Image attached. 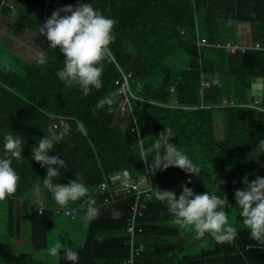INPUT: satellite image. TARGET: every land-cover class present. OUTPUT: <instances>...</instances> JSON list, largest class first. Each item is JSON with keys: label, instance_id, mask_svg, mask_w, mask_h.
I'll return each instance as SVG.
<instances>
[{"label": "trees", "instance_id": "obj_1", "mask_svg": "<svg viewBox=\"0 0 264 264\" xmlns=\"http://www.w3.org/2000/svg\"><path fill=\"white\" fill-rule=\"evenodd\" d=\"M54 1L0 0V26L8 23L12 33V27L20 33L24 30L48 45L39 28L58 9L51 5ZM55 2L62 8L76 5L78 0ZM90 2L116 21V39L109 45L110 59L103 62V87L93 88L88 95H82L78 87L65 86L58 78L57 70L64 60L59 46L55 50L47 46V63L40 65L36 63L38 53L29 52L35 56L26 60L5 45L0 35V154L4 133L20 136L24 146L22 157L12 163L19 175L17 190L0 201V216L5 222L0 239L19 235L20 222L27 219L30 250L42 249L56 217L85 218L84 200L63 206L73 209L72 216L54 212L62 206L42 185L46 168L32 159V148L52 129L53 117L62 116L67 125L53 130L65 129L64 138L49 152L66 161L56 182L83 177L97 208L109 204V189L101 184L106 182L115 189L124 171L133 178L148 172L153 186L175 190L177 196L187 184L197 193L215 192L231 203L225 205V211L238 234L232 241L219 243L208 234L195 238L193 229L178 224L166 205L151 193L146 210L136 220L143 226L135 238L140 249L135 252L138 264H199L201 260L202 264H264V243L250 237L235 202L236 190L244 187L243 176L248 175L249 180L264 176V153L255 151L258 140L264 139V0ZM245 26H249V35L242 42L236 34ZM201 38H205L202 44ZM227 40L243 44L250 40L249 45L259 42L262 49L231 52L214 44L224 45ZM122 72L130 74L129 105L119 112L122 95L115 80H122ZM249 77L262 78V99L255 105H249L246 96ZM112 94L116 95L111 111L108 106L95 108L99 99ZM166 126L175 133L171 142L198 167V174L186 173L178 166L157 170L154 175L148 171L150 161L140 159V148L151 146ZM221 172L227 173L224 189L218 186ZM130 202V197H118L112 203L122 210L118 218L102 219L99 212L91 221L85 218L83 243L65 247L79 252V264H124ZM166 230L168 235L179 237L184 232L179 248L186 250L187 260L183 254L180 258L178 250L164 258L162 250H154L146 241L149 238L143 241L154 231ZM196 247L203 251L198 262L191 254ZM211 250L221 254L205 253ZM58 264H70L63 251Z\"/></svg>", "mask_w": 264, "mask_h": 264}, {"label": "clouds", "instance_id": "obj_2", "mask_svg": "<svg viewBox=\"0 0 264 264\" xmlns=\"http://www.w3.org/2000/svg\"><path fill=\"white\" fill-rule=\"evenodd\" d=\"M63 13V15H61ZM116 21L95 9L88 0L76 5L68 4L54 10L50 17L41 24L39 33L46 36L48 49L64 54L63 67L57 70L58 78L67 87H78L82 95H88L92 89L103 87V62L110 59V43L116 39L114 25ZM36 63H47V54L41 51L36 56ZM116 94L103 97L95 105L97 110L111 111ZM65 129H49L32 148V159L46 168L42 179L43 187L52 194L54 201L60 206L69 202L84 200L86 204L85 218L89 221L98 215L96 201L83 180L77 176L67 183L56 182L62 175L61 169L66 168L65 159L59 155H49L50 150L64 138ZM175 136L173 130L166 128L156 135V139L146 150L140 148V159L149 162L148 171L153 175L166 170L169 166H178L186 173L198 174V167L190 158L171 142ZM24 146L22 139L11 132L3 134V152L0 154V201L14 194L17 190L19 175L12 166L13 160L22 157ZM255 151L264 153V139L257 142ZM149 157H151L149 159ZM244 187L235 192V202L239 209L242 223L249 229L250 237L264 243V176L257 175L249 180L248 175L242 177ZM177 196L175 190L160 189L150 186L148 191L154 198L164 203L168 212L176 222L183 226H191L195 238L206 234L217 242L232 241L238 234L235 225L229 223L225 205L231 206L228 200L221 198L215 192L197 193L192 187L184 184ZM63 251V258L70 264H79V252L71 247L61 249L57 242L49 249V254L57 256Z\"/></svg>", "mask_w": 264, "mask_h": 264}, {"label": "rangeland", "instance_id": "obj_3", "mask_svg": "<svg viewBox=\"0 0 264 264\" xmlns=\"http://www.w3.org/2000/svg\"><path fill=\"white\" fill-rule=\"evenodd\" d=\"M7 24L3 27L0 26V35L3 36L2 42L12 48L18 55H21L26 60H31L35 55H30L29 52L37 54L41 52V50H46V47L48 46L46 42L37 38L33 34L30 35L27 31L23 30L20 33V30H15L14 27H12V33L10 31L11 29L9 30L7 28ZM119 112H123V110H119ZM127 119L128 116L124 117V122H126ZM218 179L219 187H224L227 181V176H222L221 174L220 177L218 176ZM187 227L189 231V227L192 228L191 226ZM20 229L21 231L19 235L3 236V240L0 239V264H58L57 258L59 255H50L49 249L57 242L61 244V248H65L70 243H72V245H80L83 243L86 237L87 220L79 216L74 219L56 217L52 229L48 233L46 246L35 251L30 250L31 247L28 243L30 225L27 219H23L20 222ZM4 230L5 222L0 216V235L3 234ZM12 239L14 245L12 244L11 246ZM2 247L4 248L1 249Z\"/></svg>", "mask_w": 264, "mask_h": 264}, {"label": "built area", "instance_id": "obj_4", "mask_svg": "<svg viewBox=\"0 0 264 264\" xmlns=\"http://www.w3.org/2000/svg\"><path fill=\"white\" fill-rule=\"evenodd\" d=\"M56 1V0H55ZM52 2L51 5L55 8H60V2ZM205 38L200 39V43H204ZM216 47L224 46L227 51L235 52L237 50L244 51L246 48L262 49L259 42H255L252 45L243 43H232L227 40L223 45L220 42L214 43ZM122 74V80H115V84L118 85V93L122 95L121 103L119 105V110H125L127 105H129V97L127 92L129 90V78L130 74ZM257 100L250 102L249 105H255ZM67 122L62 116H55L52 120V129L58 127H64ZM120 175V173L118 174ZM117 175V176H118ZM136 177L133 178L127 172H123L118 179V186L115 189H111L108 183L103 182L101 186L103 188H108L110 192L109 199H106L109 204L117 201L118 197H130L131 202L128 205V216L125 220V231H127L126 239L123 241V245L126 250V257L124 259V264H138L135 258V252L140 250L135 246V238L138 236L142 230L143 226L137 224V219L143 215V212L147 208V201L151 198V192L148 191L149 187L152 186L151 179L148 172L143 174H135ZM73 209L69 207H59L54 210L55 213H63L65 215L72 216Z\"/></svg>", "mask_w": 264, "mask_h": 264}, {"label": "crops", "instance_id": "obj_5", "mask_svg": "<svg viewBox=\"0 0 264 264\" xmlns=\"http://www.w3.org/2000/svg\"><path fill=\"white\" fill-rule=\"evenodd\" d=\"M246 35H249V26H245L243 31H240V32H238L236 34L237 38L240 41H242V42H243V40L246 39L245 38ZM249 41L250 40H246L245 43L250 44ZM254 81H255V79H254ZM257 91H258V94H261V89H259ZM221 174H222V176H225V175L227 176L226 172H221V173L218 174V176L220 177ZM226 183H227V181H226ZM218 186H219V179H218ZM225 187H226V184H225L224 187H219V188L224 189ZM98 212H99V217L102 218V219L118 218L119 216L122 215V210L116 208L113 204L100 206L98 208ZM79 217H83V216H79ZM83 219H85V218H83ZM167 231L168 230H166L165 232H162V233L158 232V231H154V233L149 234L146 237H144L143 241L145 242V239L149 238V240H146V241H150V244H152V248L154 250H162L163 251L162 252V256L164 258L168 257L172 252L176 253V250H178L179 252H177V254L180 256V258H182L181 254H183V256L185 257V260H187V252H186V250H181V248H179V244L183 241V238H185L184 232L179 237L178 235L175 236L172 233H171L172 236L168 235L169 232H167ZM125 239H126V237L124 238V240ZM137 239L139 240V239H142V238L140 236V237H137ZM76 246H79V245H76ZM205 253L208 254V255L211 254L213 256L221 254L220 250H211V251H208V252L206 251ZM191 254H193V261L198 262V257L197 256H199V255L201 256L203 254V251L200 250V248L196 247L193 250H191ZM57 260H58V258H57ZM199 264H202V260L200 261ZM210 264H214V263L211 262Z\"/></svg>", "mask_w": 264, "mask_h": 264}, {"label": "water", "instance_id": "obj_6", "mask_svg": "<svg viewBox=\"0 0 264 264\" xmlns=\"http://www.w3.org/2000/svg\"><path fill=\"white\" fill-rule=\"evenodd\" d=\"M262 87V78L258 77L254 80H252L251 77L248 78L247 80V92H246V96L247 99L250 100V102H253L255 100L257 101H261L262 96L261 94H258L259 89H261Z\"/></svg>", "mask_w": 264, "mask_h": 264}]
</instances>
